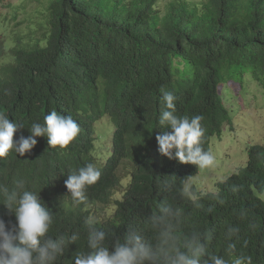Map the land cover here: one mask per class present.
<instances>
[{
  "label": "trees",
  "instance_id": "trees-1",
  "mask_svg": "<svg viewBox=\"0 0 264 264\" xmlns=\"http://www.w3.org/2000/svg\"><path fill=\"white\" fill-rule=\"evenodd\" d=\"M38 1L46 17L39 35L0 34V112L25 127L14 139L31 135L32 124H43L51 111L71 116L80 133L64 149L49 147L47 137L40 136L30 153L10 152L0 159V183L13 187L23 179L39 192L54 217L49 235L79 232L58 264H74L77 254L87 252L82 212L93 217L91 204L114 205L96 220L109 233L105 244L111 252L117 237L130 227L146 229L148 216L165 202L185 210L186 232H211L210 254L231 264L225 233L238 226L237 253L264 264V198L258 194L264 192V146L250 142L242 150L247 160L219 181L215 192L198 194L197 208L179 188L198 168L161 155L156 139L171 131L158 122L165 110L163 89L177 97L179 116L203 117V148L219 161L235 129L225 83L230 81V88L233 76L248 72L264 78V0H169L164 9L160 0ZM27 2L0 0V11L17 8L14 18ZM103 118L113 131L105 162L95 165L101 177L87 189V201L74 206L60 182L94 163L97 137L104 136L94 135V128ZM122 166L124 176L118 174ZM165 182L172 190H164ZM117 186L124 189L113 198ZM0 219L8 227L16 223L3 204Z\"/></svg>",
  "mask_w": 264,
  "mask_h": 264
},
{
  "label": "clouds",
  "instance_id": "clouds-1",
  "mask_svg": "<svg viewBox=\"0 0 264 264\" xmlns=\"http://www.w3.org/2000/svg\"><path fill=\"white\" fill-rule=\"evenodd\" d=\"M161 91L165 110L162 111L158 122L160 126H166V129L171 131L157 135L159 153L169 159L195 165L198 171L216 167V156L203 148L206 131L201 124L203 117L196 115L189 119L187 116H179L183 113L177 110L175 94L163 89ZM96 124L94 135L97 136V131L105 138L106 131L97 130ZM107 126L109 127V122ZM21 128L25 127L10 120L4 112H0V159L7 157L10 152L20 156H24L26 152L30 153L37 143L35 137L40 136L47 137L49 147L58 146L64 149L80 133L78 123L71 116L58 114L56 111L47 114L43 124L33 123L29 130L31 135L28 137L21 135L14 139V133ZM98 139L100 138L97 137ZM107 150L109 148L100 151L96 144L94 163L87 164L72 175L66 174L63 181L66 177L67 179L60 182V185H66L74 206L87 201V189L100 179L101 170L95 165L105 162ZM245 157L247 160L246 155ZM187 181L179 188V195L190 198L192 204L200 208L201 204L196 196L201 192L193 190ZM172 187L169 182H165L163 186L165 191L172 190ZM41 194L46 195L44 192ZM262 197L264 198L263 195ZM0 204L5 205L8 211L14 214L16 221L14 225L8 227L5 221L0 219V264H58L68 246L76 244L80 238L79 232L55 238L49 235L54 221L53 213L44 205L39 192L28 189L23 179L16 180L13 187L0 183ZM92 205L109 206L91 204L90 213L93 217L82 212L86 216L84 226L88 250L77 254L74 264H229L223 255L208 252V243L212 239L211 232L197 229L186 232L185 210L167 202L159 204L156 211L148 216L146 229L130 227V231L123 238L117 237L112 244L114 250L110 252L105 244L106 235L109 233L97 227L96 220L107 217L111 212L106 216L99 215L100 219H96L95 214L91 212ZM112 206L114 208V205ZM145 232L150 233V236L146 237ZM240 232L238 226H229L225 233L227 251L234 256L231 264H253L251 256L237 253ZM206 254L208 259L204 260Z\"/></svg>",
  "mask_w": 264,
  "mask_h": 264
},
{
  "label": "rangeland",
  "instance_id": "rangeland-1",
  "mask_svg": "<svg viewBox=\"0 0 264 264\" xmlns=\"http://www.w3.org/2000/svg\"><path fill=\"white\" fill-rule=\"evenodd\" d=\"M27 1V0H26ZM169 0H160V8L164 9V4ZM26 6L20 8L15 14L14 9L8 8L0 11V25L4 26L1 36L7 37L15 34L27 36L30 31L39 35L43 30L41 23L45 22V14L42 11L41 3L38 0H28ZM7 14H6V13ZM10 13V14H9ZM9 14V15H8ZM233 84L228 86L225 83V99L229 105L230 116L232 118L235 130L233 131V142L227 145L223 153L219 156L216 167L208 170H200L191 177L187 183L192 185V189L198 192L216 191L217 182L226 178L227 175L234 172L245 161L246 157L242 150H246V146L250 143H262L264 145V78L253 76L250 72L245 73L243 77L233 76ZM108 120L102 119L96 124L97 130L106 131V137L97 140V146L100 151L110 148V138L112 132L107 126ZM233 130V128H232ZM229 136L219 141L218 149L223 148V144L228 142ZM103 160V158L101 159ZM125 168L120 167L118 174L124 176ZM128 177L123 179L126 182ZM113 198H120L124 187L117 186ZM259 195H261L258 192ZM264 196V193H262ZM261 195V196H262ZM113 204L107 207H99L92 205L91 212L95 214L96 219L100 216H106L113 209Z\"/></svg>",
  "mask_w": 264,
  "mask_h": 264
}]
</instances>
